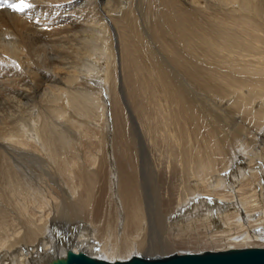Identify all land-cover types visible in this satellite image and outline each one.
I'll list each match as a JSON object with an SVG mask.
<instances>
[{
  "label": "bare ground",
  "instance_id": "obj_1",
  "mask_svg": "<svg viewBox=\"0 0 264 264\" xmlns=\"http://www.w3.org/2000/svg\"><path fill=\"white\" fill-rule=\"evenodd\" d=\"M27 2L0 7V264L264 247V0Z\"/></svg>",
  "mask_w": 264,
  "mask_h": 264
},
{
  "label": "water",
  "instance_id": "obj_2",
  "mask_svg": "<svg viewBox=\"0 0 264 264\" xmlns=\"http://www.w3.org/2000/svg\"><path fill=\"white\" fill-rule=\"evenodd\" d=\"M53 264H264V247L175 254L164 258L131 257L126 261L107 262L84 253L67 252L66 258Z\"/></svg>",
  "mask_w": 264,
  "mask_h": 264
},
{
  "label": "rangeland",
  "instance_id": "obj_3",
  "mask_svg": "<svg viewBox=\"0 0 264 264\" xmlns=\"http://www.w3.org/2000/svg\"><path fill=\"white\" fill-rule=\"evenodd\" d=\"M159 49L161 50V48H159ZM90 81H91L90 84H92L93 81L92 80H90ZM75 230H73V231H75ZM196 235H197V233L193 237H196ZM206 236L208 237V234H202V236L199 235V238H202L204 241L202 240L203 241L202 244H197L198 246H195L194 244H186L187 246L186 245H184V246L182 245L181 247L177 246V248H175V249L174 248H171V249L169 248L167 250L164 249V250L159 251V252L155 251L154 253H150V255H145V256H140V257H144V258H148V259H151V258H164V257H169V256L175 255V254L202 253V252H205V251H214V252H216V251H224V250H228V249H240V248L253 247V246L242 247V246L231 245L230 243H228L230 241L224 242V244H226V243H227V245L229 244L228 246H223V242L218 243V244H215V243L211 244V243H207V242L205 243V241H209ZM185 238H187V236ZM162 239L164 241H166V242L171 240V238L168 237V236H166V237L163 236ZM64 240H66V237H65V234H63V232L62 233H58L57 236L55 237V243H56L57 246H59L61 244V242H63ZM251 241H249L250 244L251 243H253V244H262L264 242V240L258 241V243H257V240H256V242H253V240H251ZM220 244H222V246H220ZM189 246H190V248H189ZM174 247H176V246H174ZM182 247H183V249H182ZM98 260H103V259H98Z\"/></svg>",
  "mask_w": 264,
  "mask_h": 264
},
{
  "label": "snow or ice",
  "instance_id": "obj_4",
  "mask_svg": "<svg viewBox=\"0 0 264 264\" xmlns=\"http://www.w3.org/2000/svg\"><path fill=\"white\" fill-rule=\"evenodd\" d=\"M8 7L14 12L21 13L31 7V4L27 0H19V2H9V0H0V7ZM259 231V230H258Z\"/></svg>",
  "mask_w": 264,
  "mask_h": 264
}]
</instances>
